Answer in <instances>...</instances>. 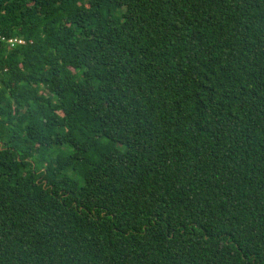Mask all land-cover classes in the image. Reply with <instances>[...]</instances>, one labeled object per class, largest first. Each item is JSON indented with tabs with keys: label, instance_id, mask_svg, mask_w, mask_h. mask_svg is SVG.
I'll return each instance as SVG.
<instances>
[{
	"label": "trees",
	"instance_id": "trees-1",
	"mask_svg": "<svg viewBox=\"0 0 264 264\" xmlns=\"http://www.w3.org/2000/svg\"><path fill=\"white\" fill-rule=\"evenodd\" d=\"M0 264H264V0H0Z\"/></svg>",
	"mask_w": 264,
	"mask_h": 264
},
{
	"label": "built area",
	"instance_id": "built-area-1",
	"mask_svg": "<svg viewBox=\"0 0 264 264\" xmlns=\"http://www.w3.org/2000/svg\"><path fill=\"white\" fill-rule=\"evenodd\" d=\"M24 43L25 41L20 37H5L0 33V51L3 47L12 49L17 46L23 45Z\"/></svg>",
	"mask_w": 264,
	"mask_h": 264
}]
</instances>
